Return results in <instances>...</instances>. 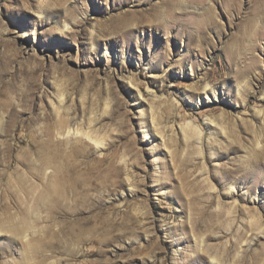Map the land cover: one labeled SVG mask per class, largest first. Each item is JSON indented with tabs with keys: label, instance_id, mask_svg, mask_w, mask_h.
<instances>
[{
	"label": "rangeland",
	"instance_id": "374dc122",
	"mask_svg": "<svg viewBox=\"0 0 264 264\" xmlns=\"http://www.w3.org/2000/svg\"><path fill=\"white\" fill-rule=\"evenodd\" d=\"M0 264H264V0H0Z\"/></svg>",
	"mask_w": 264,
	"mask_h": 264
},
{
	"label": "bare ground",
	"instance_id": "6f19581e",
	"mask_svg": "<svg viewBox=\"0 0 264 264\" xmlns=\"http://www.w3.org/2000/svg\"><path fill=\"white\" fill-rule=\"evenodd\" d=\"M150 22V21H149ZM195 130V129H194ZM195 132V131H194ZM93 134V133H92ZM67 137L69 136H82V137H85L89 140H91L92 142L95 143L96 146H99L100 145V141H98L96 138H94L89 132H84L82 131L81 129L79 128H76L74 130H70L68 129L67 133H66ZM211 261V260H210ZM212 263H214V259H212Z\"/></svg>",
	"mask_w": 264,
	"mask_h": 264
}]
</instances>
